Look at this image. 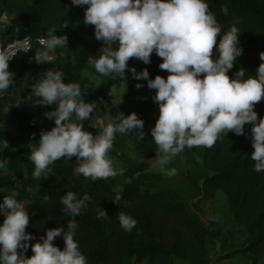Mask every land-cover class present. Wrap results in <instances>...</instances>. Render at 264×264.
<instances>
[{
  "label": "trees",
  "instance_id": "obj_1",
  "mask_svg": "<svg viewBox=\"0 0 264 264\" xmlns=\"http://www.w3.org/2000/svg\"><path fill=\"white\" fill-rule=\"evenodd\" d=\"M207 3L223 31L239 21L238 39L243 53L228 75L231 78L243 68L248 75L255 76L262 63L259 54L264 51V0H207ZM225 6L227 15L222 11ZM86 7L74 6L71 0H0V17L3 13L9 17L8 24L0 21V44L20 35L37 37L52 30L57 35H67L69 48L58 47L53 52V70L64 72L65 82L79 83L81 98L86 102H96L99 110H106L105 102L113 87L124 86L121 101L107 111L113 119L120 112L125 116L135 112L143 119L145 141H142L141 148L147 160L154 156L158 147L150 132L157 120L158 106L152 99L156 90L149 89L146 80L132 79L127 70L125 81L118 75L106 76L96 90L87 88L82 71L90 67V56H99L103 43L96 40L94 26L83 23ZM219 39L220 36L217 43ZM38 49L34 45L28 56L19 54L9 62V68L16 71L15 82L0 95V124H15L12 131L2 130L0 133V140L12 137L14 145L0 151V160H6L11 170L5 177L0 176V186L15 191L19 201H26L30 217L26 231L38 240L46 235V229L66 228L68 221L75 219L78 223L75 239L88 264H134V259L146 264H172L173 258L189 264H211L208 243L217 239L219 232L209 230L174 191L157 189L159 175L148 171L146 160L125 171L129 181L120 191L113 188V181H93L74 175L78 166L76 160L65 161L62 158L50 166L51 172L46 179L35 180L32 177L34 164L29 160L30 152L38 146L41 131L51 130L54 126V120L45 124L38 115L19 106L20 76L24 70L36 67ZM213 54L217 55L215 47ZM160 63L162 58L155 53L151 55L150 64L135 58L128 62L137 71L147 68L149 78L153 79L156 75L165 78L168 75L166 70L159 68ZM136 83H143L144 87L137 89ZM254 110L259 117H264V100L256 103ZM250 127L245 126L246 135L225 133L213 147H206L202 152L201 167L196 166L193 159L195 146L186 147L177 156L196 166L195 171H188L185 179L197 190L208 197H213L217 191L225 194L235 223L247 233L244 246L225 256L245 253L251 264H259V260L264 258V171H254ZM67 191L90 194L92 201L87 210L76 217L64 214L61 196ZM117 197H120L118 204L114 202ZM101 208L109 217L97 218ZM120 212L137 220L131 232L120 226ZM3 219L0 215V223ZM54 243L63 250V237H57ZM33 254L29 248L26 255L30 258Z\"/></svg>",
  "mask_w": 264,
  "mask_h": 264
},
{
  "label": "clouds",
  "instance_id": "obj_2",
  "mask_svg": "<svg viewBox=\"0 0 264 264\" xmlns=\"http://www.w3.org/2000/svg\"><path fill=\"white\" fill-rule=\"evenodd\" d=\"M71 2L74 6H87L83 23L93 25L96 40L103 43L99 56H90L88 60L95 71L102 76L118 75L125 81L127 70L132 79L146 80L147 87L156 90L152 99L159 107V116L150 132L163 154L162 164H167L186 147L211 148L223 138L222 134L246 135L245 126L250 125L254 171H264V117H259L254 110L256 103L264 100V51L259 54L262 63L255 76L241 68L230 78L229 71L243 53L238 39V20L223 31L207 0ZM222 11L228 14L226 6ZM41 45L43 50L37 60L43 62H49L50 53L58 47L69 48L67 35L52 34L42 38ZM153 53L162 58L159 68L168 72L166 78L161 75L149 78L147 68L137 71L128 64L130 58L150 64ZM9 61L7 55L0 53V95L14 84ZM31 87L37 98L35 103L56 105L44 113L47 119L54 120V126L41 131L38 146L29 155L35 180L46 179L50 166L57 160H70L73 156L78 162L74 175L95 181L123 174L109 151L118 133H133L136 140H144V121L137 113L125 116L120 112L103 127L102 134L93 135L84 130L82 122L93 119L91 114L96 112L98 104L81 98L79 83L65 82L64 72L50 69ZM135 87L140 89L144 84L136 83ZM97 120L96 117L93 127H97ZM8 146L6 139L0 141V151ZM4 167L5 161L0 160V169ZM175 171L171 169L169 175ZM91 201L88 193L67 191L61 196L62 211L76 217L87 210ZM0 215L4 217L0 223V264H88L75 239L78 228L75 219L68 221L66 228L46 229V235L37 240L26 231L29 213L15 193L3 197ZM104 217L109 216L101 208L97 218ZM119 222L127 232L137 224L134 217L124 212H120ZM57 237H63V250L54 243ZM33 240L36 242L30 243ZM29 248L34 253L30 258L26 255Z\"/></svg>",
  "mask_w": 264,
  "mask_h": 264
},
{
  "label": "rangeland",
  "instance_id": "obj_3",
  "mask_svg": "<svg viewBox=\"0 0 264 264\" xmlns=\"http://www.w3.org/2000/svg\"><path fill=\"white\" fill-rule=\"evenodd\" d=\"M2 15L0 17V21L8 24L9 17L5 14L7 18L4 19ZM10 17H14V15H10ZM42 50V48L38 49V55L42 52ZM51 55H53V52L50 53V56ZM52 61L53 59H51L49 62L38 60L36 67L24 70L20 76L22 89L19 97V106L38 115L45 124H48L50 119H47L44 116V113L53 110L56 105L53 104L43 106L35 103L37 98L32 94L31 85L40 78L41 74L50 69H54L51 63ZM9 71L14 74L13 79L15 82L16 71L11 68H9ZM82 74L87 80V88L91 91L96 90L99 87L101 81H103V79L106 77L97 73L93 65H90V67L84 69ZM123 92L124 86L113 87L105 102L106 110L96 109V112L100 116L103 127L110 120H114L109 115L107 110L109 107L121 101ZM158 116L159 107L155 113V118L157 119ZM14 127L15 124H10L9 122L0 124V133L2 130L12 131ZM102 132L103 128H99L98 130L92 132V134L100 135ZM6 140L9 144L8 147L14 146L12 137H8ZM141 143L142 141L135 139V135L133 133L116 134L113 147L109 151V156L115 162V166L118 169H123V174H118L116 176L103 179L104 181H113V188L115 190L120 191L123 188V185L129 181V178L125 175L126 170H130L138 166L142 161L146 160L144 158L143 148H141ZM205 148L206 147L203 146L196 147L195 154L193 156L196 166L201 167L202 152ZM162 155L163 154L157 147L154 156L146 160V162L149 164L148 171L153 172L155 175H159V179L156 182V188L160 190L171 189L174 191L178 196L184 199V201L188 204L189 209L198 216L201 222L209 230L219 232V237L217 239L211 240L208 243V257L212 260L211 264H251L249 256L245 253L233 255L232 257L225 256L227 253L240 250L247 242V233L242 226H239L235 223L232 213L226 203L225 194L221 191H217L213 197H208L207 195L203 194V192L197 190L185 179V175L188 173V171H195L196 166L193 167L188 160L180 156H175L167 164H162ZM72 160H76V157L73 156L70 160L65 159V161ZM4 161L5 167L0 169L1 177H5V175L11 173L7 161ZM171 169L176 170L175 174L169 175V171ZM200 183L201 181L199 184ZM13 193L16 194L17 198V193L15 191L4 186H0V202L3 201V197L5 195H12ZM23 203L25 205L26 201H23ZM263 261L264 258L260 259L259 264H262ZM134 264H146V262H138L134 259ZM172 264H189V262L182 261L178 258H173Z\"/></svg>",
  "mask_w": 264,
  "mask_h": 264
},
{
  "label": "built area",
  "instance_id": "obj_4",
  "mask_svg": "<svg viewBox=\"0 0 264 264\" xmlns=\"http://www.w3.org/2000/svg\"><path fill=\"white\" fill-rule=\"evenodd\" d=\"M4 19L7 18L5 14L2 15ZM52 34H56L53 31H49L46 33H43L37 37H32L30 35H20L17 37L12 38L11 40L0 44V53L5 54L9 57V62L13 61L19 54L22 55H29L31 49L34 45H37L38 48H42L41 45V39L47 38L51 36ZM93 119L89 121L83 122V125L85 127V130L89 132H94L98 130L99 128H103L102 122L100 120V116L97 112H93L92 114ZM98 118L97 120V127H93L92 124L95 123V118Z\"/></svg>",
  "mask_w": 264,
  "mask_h": 264
},
{
  "label": "crops",
  "instance_id": "obj_5",
  "mask_svg": "<svg viewBox=\"0 0 264 264\" xmlns=\"http://www.w3.org/2000/svg\"><path fill=\"white\" fill-rule=\"evenodd\" d=\"M54 58V56L53 55H51V59H53ZM262 264H264V261L262 262Z\"/></svg>",
  "mask_w": 264,
  "mask_h": 264
}]
</instances>
